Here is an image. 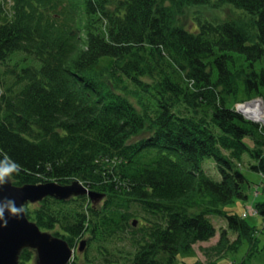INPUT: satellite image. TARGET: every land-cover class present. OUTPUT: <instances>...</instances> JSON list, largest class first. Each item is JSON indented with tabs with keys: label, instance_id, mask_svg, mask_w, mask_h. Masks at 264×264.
Segmentation results:
<instances>
[{
	"label": "trees",
	"instance_id": "1",
	"mask_svg": "<svg viewBox=\"0 0 264 264\" xmlns=\"http://www.w3.org/2000/svg\"><path fill=\"white\" fill-rule=\"evenodd\" d=\"M211 3L248 12L257 39L237 19L177 22L178 9ZM17 52L32 63H13ZM0 63V173L102 195L27 204L42 230L73 248L87 238L108 264H176L216 235L217 214L219 244L228 231L230 249L248 239L235 264H252L258 229L228 206L248 199L246 162L264 175V125L230 100L241 88L264 99V0H0ZM253 208L264 216V202ZM118 241L131 250L115 259Z\"/></svg>",
	"mask_w": 264,
	"mask_h": 264
},
{
	"label": "rangeland",
	"instance_id": "2",
	"mask_svg": "<svg viewBox=\"0 0 264 264\" xmlns=\"http://www.w3.org/2000/svg\"><path fill=\"white\" fill-rule=\"evenodd\" d=\"M251 15L248 14L245 10L237 8L231 4H221L216 5V3H211L207 5H198V6H186L184 8L178 9L176 13V20L179 24L189 28L196 29L197 24L202 20H211V21H223L230 19H237L243 23L251 26L250 33L251 38L250 42H254L257 39V27L252 25ZM76 33L75 31L73 32ZM25 56H28L24 52H17L13 55L12 62L15 63L20 61L21 66L23 67L27 64L32 63V58L28 57V61H24ZM5 71V66L0 63V75ZM5 84L10 85L14 81L13 75H5ZM258 101L262 103L264 107V99L262 97L256 96L254 98H247L244 95V91L241 88L238 99L230 100V104L233 105L238 111H240L244 116L259 123L264 124V118H258L248 115L242 109L243 104ZM257 119V120H256ZM248 142H250L248 140ZM248 155H244V160H247ZM205 170L215 179H220L221 175L218 170L216 161L213 157H206L203 162ZM243 171L249 180V184L246 187L248 194V199L246 201L238 200L233 205L228 206L229 209L234 210L235 212L243 211V217H247L246 220L251 224L255 225L258 229V233L255 234L256 243L255 249L253 252H257L256 255L251 260L252 264H264V216L260 211L256 214L249 213L252 209L246 210L248 208L254 207L257 203L264 202V175L253 171L249 168L248 162L243 166ZM258 190L259 193H256ZM207 199V198H206ZM206 199L199 200L198 203L206 202ZM249 211L246 215L245 212ZM249 214V216H247ZM210 218L213 220L217 233L215 236L205 241H198L194 244L193 248L189 253H181L178 256L176 264H235V262H240L243 257L250 251L252 243L245 239L242 244L236 249H230V242L236 237V233L228 231V241L219 244L220 229L226 228L227 223L226 219L222 215L212 214ZM258 238V239H257ZM125 242H116L111 245L114 252L112 254L118 255L115 259L119 258L120 254L127 253L131 250V244ZM78 249V248H77ZM85 249V248H84ZM89 253V260L83 253ZM77 261L79 264H108L105 261L103 255L100 252H97L94 248H87L85 251L77 250ZM37 255L34 254L33 257L26 264H37Z\"/></svg>",
	"mask_w": 264,
	"mask_h": 264
},
{
	"label": "water",
	"instance_id": "3",
	"mask_svg": "<svg viewBox=\"0 0 264 264\" xmlns=\"http://www.w3.org/2000/svg\"><path fill=\"white\" fill-rule=\"evenodd\" d=\"M81 194H89L94 199L102 198L101 194L78 180L70 184L49 181L18 185L4 175L0 182V210L3 211L0 216V264H22L24 249L36 251L37 264H69L74 248L64 238L42 230L29 218L25 206L49 196L68 199ZM13 207L22 210L14 213ZM84 247L85 241H82L80 249Z\"/></svg>",
	"mask_w": 264,
	"mask_h": 264
},
{
	"label": "bare ground",
	"instance_id": "4",
	"mask_svg": "<svg viewBox=\"0 0 264 264\" xmlns=\"http://www.w3.org/2000/svg\"><path fill=\"white\" fill-rule=\"evenodd\" d=\"M242 109L245 111L250 116H255L258 118H264V107L260 102L255 101V102H250V103H245L242 106Z\"/></svg>",
	"mask_w": 264,
	"mask_h": 264
},
{
	"label": "clouds",
	"instance_id": "5",
	"mask_svg": "<svg viewBox=\"0 0 264 264\" xmlns=\"http://www.w3.org/2000/svg\"><path fill=\"white\" fill-rule=\"evenodd\" d=\"M4 175H5V173H0V182H2L3 181V179H4ZM22 209H17V208H15V207H13L12 208V211L15 213V212H19V211H21ZM3 215V211L2 210H0V216H2Z\"/></svg>",
	"mask_w": 264,
	"mask_h": 264
},
{
	"label": "flooded vegetation",
	"instance_id": "6",
	"mask_svg": "<svg viewBox=\"0 0 264 264\" xmlns=\"http://www.w3.org/2000/svg\"><path fill=\"white\" fill-rule=\"evenodd\" d=\"M83 239H86L87 240V238H83ZM80 246H81V244L79 243V245L78 246H76L75 248H74V253H73V256H72V259L71 260H74L75 259V257H77L78 255H77V250L79 249L80 251H85V249H83V250H81L80 249ZM78 248V249H77ZM83 254H85V253H83ZM71 260H70V262H71ZM69 262V263H70Z\"/></svg>",
	"mask_w": 264,
	"mask_h": 264
},
{
	"label": "built area",
	"instance_id": "7",
	"mask_svg": "<svg viewBox=\"0 0 264 264\" xmlns=\"http://www.w3.org/2000/svg\"><path fill=\"white\" fill-rule=\"evenodd\" d=\"M257 120V119H256ZM257 121H259V120H257ZM263 124V123H262ZM264 125V124H263ZM250 209H252L250 212L249 211H247V212H245L244 214L246 215L248 212L249 213H253V214H255L256 213V209H254V208H250Z\"/></svg>",
	"mask_w": 264,
	"mask_h": 264
}]
</instances>
